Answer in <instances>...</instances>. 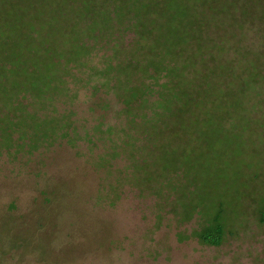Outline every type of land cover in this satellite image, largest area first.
<instances>
[{"label": "rangeland", "instance_id": "obj_1", "mask_svg": "<svg viewBox=\"0 0 264 264\" xmlns=\"http://www.w3.org/2000/svg\"><path fill=\"white\" fill-rule=\"evenodd\" d=\"M94 1L0 0V28L4 22L11 27L0 33V56L29 58L39 46L27 41L36 23L50 49L53 12L83 8L97 13L101 7ZM133 39L132 32L112 42L92 39L89 54L60 71L64 84L52 91L53 102L25 93L14 100L17 114L27 111L57 122L48 134L54 136L40 138L36 148L0 151V264H264V224L255 216L234 218L225 243L211 247L194 237L200 216L179 221L182 210L173 212L171 200L159 197L156 188L147 189L142 170L135 168L134 131L123 130L121 104L103 87L108 77L102 71L115 63L116 43L123 47ZM245 127L240 121L237 138L222 144L208 139L187 153V160L200 159V189L190 194L195 207L208 197L238 207L240 180L256 170V158L264 174V125L252 137L253 129L245 137ZM20 130L25 143L38 136L30 125ZM20 135L14 131V140ZM169 155L179 164L185 161L180 150ZM149 186L162 185L153 181Z\"/></svg>", "mask_w": 264, "mask_h": 264}, {"label": "trees", "instance_id": "obj_2", "mask_svg": "<svg viewBox=\"0 0 264 264\" xmlns=\"http://www.w3.org/2000/svg\"><path fill=\"white\" fill-rule=\"evenodd\" d=\"M84 1L90 2L71 0L77 4ZM93 3L101 7L97 13L83 8L53 12L50 49L46 34L39 32L41 23L35 22L27 41L39 46L29 58L0 56V151L22 150L29 145L33 149L40 138L54 136L57 119H43L27 111L17 114L14 100L18 95L53 102L56 97L52 91L64 84L60 71L67 70L73 59L89 54L92 39L96 43L100 39L112 42L132 32L134 39L129 45L116 43L115 63L102 71L108 77L103 87L108 86V92L121 104L123 130L126 134L131 128L134 131L131 138L138 145L135 168L142 170L147 189L156 188L159 197L171 200L168 203L173 212L181 209L179 221L200 216L202 223L194 237L203 245L222 246L234 218L247 221L255 216L264 224L260 158L254 160L256 170L248 169L251 172L246 171L240 180L238 207L228 199L213 202L208 196L195 207L190 194L200 189L196 175L200 159L185 158L208 139L217 138L222 144L228 137L237 138L240 121L246 126L245 137L248 129H253L251 137L263 130L264 0ZM10 28L4 22L0 33ZM32 61L34 67L28 65ZM27 125L38 135L30 143H25L26 135L20 130ZM52 129L53 134L48 135ZM14 131L21 134L16 140ZM109 132L112 134L113 129ZM169 150H180L184 163L172 160ZM153 181L162 186H149Z\"/></svg>", "mask_w": 264, "mask_h": 264}]
</instances>
